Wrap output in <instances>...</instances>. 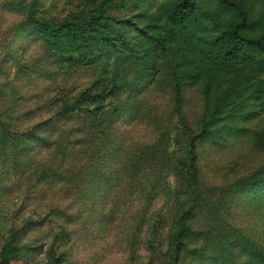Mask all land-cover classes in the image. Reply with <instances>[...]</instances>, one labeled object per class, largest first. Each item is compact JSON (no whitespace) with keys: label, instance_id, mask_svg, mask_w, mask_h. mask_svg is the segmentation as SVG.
<instances>
[{"label":"rangeland","instance_id":"rangeland-1","mask_svg":"<svg viewBox=\"0 0 264 264\" xmlns=\"http://www.w3.org/2000/svg\"><path fill=\"white\" fill-rule=\"evenodd\" d=\"M182 2L0 0V113H33L25 129L6 117L12 134L40 124L14 149L44 150L72 108L73 128L100 125L85 144L96 159L79 170L84 191L61 193L60 159L50 177L39 175L47 156L34 158L27 177L1 156L8 264H264V55L248 49L256 80L208 94L174 40ZM190 2L208 40L244 23L242 36L264 45V0Z\"/></svg>","mask_w":264,"mask_h":264},{"label":"trees","instance_id":"trees-1","mask_svg":"<svg viewBox=\"0 0 264 264\" xmlns=\"http://www.w3.org/2000/svg\"><path fill=\"white\" fill-rule=\"evenodd\" d=\"M188 1L189 0H183L180 6V12L176 17L177 31L173 34L174 40H176V45L178 46L177 50L180 53V57L186 61L183 70L190 71L189 79L195 81V84L202 83L203 86L206 83V86L208 87L206 91L210 95L213 94L214 97L222 91L223 86L226 87L230 83L234 84L236 82V85L238 86L245 84L250 77L252 68L255 66L254 57H248V49L252 46L259 47L264 55V45L257 40L242 36L241 32L245 30L244 23L234 25L227 33L226 38L220 37L215 40H208V38L199 34L196 19L193 18V14L187 12V10H191L192 6V2L188 3ZM260 67H264V59L261 61ZM262 71H264V69ZM262 71L259 70L258 72V70H256L248 82L256 80V77H258ZM106 96L107 94H102L99 98L94 96L95 99L93 101L103 99ZM235 96V94L227 95L225 99L234 102ZM77 112L76 108H72L68 113L59 115L60 119H63L65 124L51 132L47 141H41L43 142L41 145L44 147V150L42 149L39 152H36L35 149L32 148L22 150L20 148L14 149V147L17 141H27L30 134L29 132H35L40 127V124L34 125L31 130H27L29 132H23V130L20 134H12L13 132L10 129V123L12 120H15L17 125L20 124L19 129H25L26 126H28L27 123L31 118V115L33 116V113L24 115H16L13 111L10 113L5 112L4 114L0 113V159L3 155V157L5 156L7 159V162L10 160L12 167L16 165V168L21 167V170H24L26 167L23 175L27 177L33 171L30 167V163L34 158L41 157L43 154L47 156L41 161V166H38L40 168L39 175H51L50 177H52L55 172L54 169L52 170L54 159L55 161L56 159H60L62 168H59L60 172H58V174L62 176L61 178L63 180V183L61 184V193L74 189L84 191L86 189L84 186H82V188L79 185L76 186L77 181L83 178V172L80 174L79 170H88L91 164L88 171H92V165L96 159L94 152L89 150V146L85 144L89 142V139L93 134V128H98L100 125L95 127V125H92V122H89L83 126L76 124L73 128L70 124L74 122V114ZM79 114L89 121L95 117L90 110L81 111ZM8 116L13 118L9 124L5 121ZM218 119L220 121L221 117L216 118V116L213 115V120L215 122L218 121ZM16 127V129H18V126ZM186 130L189 131V128H186ZM78 133L82 135L81 137L85 138L84 145L75 138V134ZM55 135H57L56 138H54ZM63 138L65 139L64 142H62ZM53 139L55 142H53ZM8 141L9 143H12L9 145ZM58 141H60V143L55 144ZM185 141V150L188 154L187 158L191 161L192 167H190L187 162L183 164V167L185 169L187 166L190 167V170L192 171L191 178H194L198 175V170L196 169L198 160L196 153L197 148L193 143L188 144L187 140ZM51 149H53L52 154H50L49 151ZM99 152L100 151H97V153ZM17 160L20 162H17ZM84 176H87V172H84ZM86 179L88 178H85V181ZM193 183L194 181L190 182V189L196 188L197 184ZM195 204L196 197L194 200V206L197 208ZM174 256H179L178 250H176ZM0 264H8L7 259L4 258L2 253L0 254Z\"/></svg>","mask_w":264,"mask_h":264}]
</instances>
